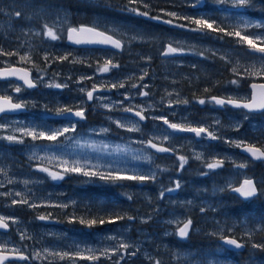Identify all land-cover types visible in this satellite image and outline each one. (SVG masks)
<instances>
[{"label":"rangeland","instance_id":"374dc122","mask_svg":"<svg viewBox=\"0 0 264 264\" xmlns=\"http://www.w3.org/2000/svg\"><path fill=\"white\" fill-rule=\"evenodd\" d=\"M262 1L264 0H256L257 7L247 13L243 10L232 8L230 5H208L202 10L206 11L208 15H218L225 18V23L228 24L234 23L233 17L239 14H246L252 18L264 20V11H262L264 4ZM49 5L51 7H48ZM151 5L152 15L161 14V9L176 11L182 14H192L197 11L183 6L182 0H151ZM122 7L114 10L119 13L118 15L96 14L92 12L88 16V21L92 24L99 22L108 29L116 28L118 33L125 34L123 39L126 43L123 51L115 52L102 48H75L62 43L61 39L50 41L42 35L38 36L35 34L41 30L43 23H48L50 26L55 25L57 29H66L70 24L71 18L74 16L82 18L84 13L78 11L72 12L58 4L38 2L35 4L32 0H0V46L5 51L18 50L21 55L31 51V63H33V59L36 57L37 62H41L37 64L41 70H46L54 62H65V64L71 65V68H66L64 77L59 72L44 74V84H47L50 80H55L67 83L68 87L63 89L47 88L42 84V89L38 90L46 98L47 96L51 98L55 108L63 105L73 106L84 100V94L79 92L80 87L90 89L94 83H115L118 80H125L131 76L133 79L126 83L125 88L113 89L110 92L97 93V95L108 96L113 101H119L123 99L121 93L126 91L130 94L137 93V89L130 88L131 83L146 84L148 87L141 90L148 91L150 93L149 97H142L136 94L134 99L124 101L125 107L130 104L147 107V104L151 103L153 104V108L148 110L147 115L151 117L167 116L175 113L174 116H178L176 118L177 121H175L176 123L182 122L186 118L188 121L193 122L194 126H199L197 122L201 121L206 122L207 125H213V121L218 119L221 125L215 130L224 139L244 140L246 143L264 146V115L260 113L248 114L249 118L245 120L244 116L246 113L242 109L219 108L214 104H199V110L197 109L196 111L199 116L198 118H193L191 116L193 107H189L190 103L173 104L171 108L167 106L169 99L183 100L186 99L185 93L191 94L194 92L189 85L197 82L201 83L202 87L207 86L209 83L217 85V81H219L217 76L219 74H224L225 70L231 73L230 66L226 65L225 61L219 59L220 55L226 53L232 61L239 59L243 64L249 62V59L243 55V50L235 44L232 38L225 37L221 40L217 38L215 33L200 34L186 31L180 27H173L157 20H150L136 16L130 12L121 11ZM41 8L46 9L47 15H34L35 13H39ZM15 11L23 12L25 18L17 20ZM65 11L69 13L67 23L63 22ZM163 18L169 19L167 16ZM34 19H37V26ZM183 22L185 23V21ZM176 23L180 24L178 21ZM249 31L264 30L250 29ZM137 33L143 34L145 40H135L129 43L130 38ZM58 34L65 36V32H58ZM117 38H120V36L118 35ZM169 41L183 42L188 46H193L194 51L173 58H162L160 57V53L163 50L164 44ZM144 45H147V47H143ZM45 52L50 57L47 62L43 59ZM198 52H204L205 56L201 57L197 54ZM213 52L217 53L215 57L212 55ZM64 55H68L69 59L63 61L56 59V57ZM148 56L151 57L150 61L144 59V57ZM111 57H114V63H118L120 67L113 69L107 74L96 73L98 58L99 63L102 64L103 58ZM11 58L17 60L19 63L28 64V62H20L16 55L11 56ZM76 58H79L83 62L74 63L73 60ZM9 60L12 59H2L0 60V64L9 63ZM144 70L149 75L143 81H139V76ZM81 76H92L93 79H86L78 84L77 81ZM250 81L252 80H248V82ZM256 81L262 80L257 79ZM178 83L179 86L177 85ZM172 84L174 85L172 86ZM224 85L226 87L222 89L220 95L227 96L234 93L235 87H228L229 85L227 84ZM166 91L172 93V95L167 96ZM248 91V85L246 88L240 89L241 94ZM177 93H179V96H177ZM97 104L98 102L95 100L90 103L85 102L84 106L91 112L92 118L91 120H86V123H77V133L74 135L81 141L95 140L98 145L101 142L108 143L110 147L107 151H97L87 146L80 147L73 142L61 143L58 146L52 145L46 149L41 146L36 151L40 155L55 153L69 160H84L87 158L91 159L93 163H100L102 165L112 164L118 168L132 169L142 167L147 169L148 165L144 162L132 160L128 153L115 151L116 146L127 147L130 151L139 150L143 145L136 143V141L141 139L146 140L151 136L161 135L165 132L170 133L171 131L161 126V122L158 120L152 122L151 125L141 122L142 133L118 129L115 124H111L106 119L107 115H111L114 119L122 116L128 117L131 120L137 119L133 118L129 113L121 111L109 113L107 110L98 107ZM37 123H39L38 119ZM66 123L67 121L58 123L47 122L48 126L52 128L61 127ZM237 123L242 125L239 132L233 130ZM100 127H110L111 132L107 135H97L92 132L93 129H99ZM210 130L212 129L210 128ZM2 135L4 134L1 133ZM172 142L179 150L180 155H187L189 157L188 162L193 160L200 163L193 166L187 162L184 169L178 171V162L174 155L156 153L153 149H147L155 158L154 166H171V169L176 172L174 176L168 175L167 178L173 181L179 180L182 185L179 190L166 193L162 200L159 198V193L164 188L146 189V187H142L143 183L136 181L122 182L124 185H127L128 182L131 183L130 185L128 184V194L132 195L131 200L127 199L126 196L122 197L121 194H118L120 191L113 193V195L117 194L115 197L106 198L89 189L90 186L104 183L97 179H88L83 176L69 174L67 178H70L72 185H66L63 180L53 181L45 173L36 171L34 165L31 167L16 165L10 150L1 148L0 167H4L8 171V176L5 177L3 174H0V184H3V187H0V193L19 191L28 194L31 203H67L69 207L66 209L46 206L36 208L37 217L42 214H52V219L55 220L54 224H50L36 219L35 216L28 217L15 213L14 210H25V213L30 210H36L26 205L11 206V199H19L18 197L0 196V215L15 217L19 221L17 224H12L14 226V234L17 237L14 238V234L0 232V243L11 240L13 243L9 247L21 246L26 249V253L44 248L68 250L74 245H79L81 248L85 246L103 248L110 243L104 240L105 236L123 233L126 241L134 244L139 249V252L136 256H126L125 260L121 261V264H152V261L156 259L161 260L162 264H201L205 258L211 261L212 264H216L217 261H219V264H236L230 258L224 259V257L230 255L218 243V235H212L214 232L219 234L220 230L229 233L227 230L231 229V232H237L238 235L244 237L242 241L247 243L246 246H248L244 254L246 257H252L255 248H252L251 244L257 243L259 239L262 240L264 237V232L262 235L260 231L264 227V215L255 217L253 224H250L245 216L238 218L225 217L219 213V209L223 206L220 201H222L223 194L229 191L227 188L229 182L234 183L237 180H241L244 178V174L261 182H264V177L253 176L250 172L253 169L252 161L247 156L239 153L236 147L224 143L223 139H196L192 133H176ZM37 144L40 145L41 142H37ZM43 144H47V142ZM165 146H168L167 142H165ZM31 151L32 148L26 151L27 157H29ZM194 151L204 153L205 161L210 160L213 156L218 158L231 157L237 163L247 162L248 167L246 169H236L230 161H226L229 163H225L222 169L209 172L205 168L204 162L196 160L192 156ZM34 163L36 164L38 161H34ZM54 163L47 166L53 167ZM168 167L166 173L171 172ZM198 167L199 174H196ZM156 171L158 178V175H160L159 169H156ZM205 172L208 174L203 175L202 173ZM181 177H183L184 181ZM9 179L13 180L12 184L8 183ZM24 180H29L30 183L25 186L23 184ZM183 182H185L184 185ZM258 185L259 187H264V183ZM173 186L174 183H167L165 188ZM221 189L223 190L221 191ZM254 200L256 202H264V194L251 199V204ZM188 201H191V204H188ZM195 207L198 210H195ZM201 207L205 208V212H200ZM79 208H82L84 213H88L90 215L89 218L91 216H104L113 213H127L130 216L136 217V219L134 221L122 220L114 225L105 224L103 226L87 228L58 221L53 214V211L56 213L64 211L76 213ZM257 209L256 205L254 209H251L254 212L250 215L252 218L258 214L255 213ZM194 211L198 212L199 216L197 218H199V224L193 225L190 234L197 235L198 233L200 235L204 233L205 236L217 237V241L214 240L216 243L214 252H218L216 257L211 254L212 250L196 253V251L177 247L175 244L176 239L174 237L179 239L178 235H176V230L180 225L176 223L170 224L168 221H184L189 217L194 220L195 217L193 215L196 213ZM149 214L153 218L147 223H142L141 218ZM249 231L253 232L251 238L244 235L245 232ZM21 232H26L32 239H29L31 241L28 248L27 244L26 247H23L25 245H22L23 241H20ZM162 238L170 239L168 242L163 243ZM182 240L179 239V242ZM221 253H224L225 256L218 255ZM114 259H119V257H114ZM18 264H49V261L30 259ZM53 264H67V262L59 261L53 262ZM77 264H92V262L80 260ZM97 264H112V261L102 258ZM252 264H259V262L253 261Z\"/></svg>","mask_w":264,"mask_h":264},{"label":"snow or ice","instance_id":"6c2138e0","mask_svg":"<svg viewBox=\"0 0 264 264\" xmlns=\"http://www.w3.org/2000/svg\"><path fill=\"white\" fill-rule=\"evenodd\" d=\"M183 6L191 8L195 11L192 14H182L176 11H166L161 9V14L152 15L151 14V0H127V4L121 8V11L130 12L136 16H141L150 20H157L162 23H166L173 27H180L186 31L196 32L200 34H212L215 33L218 39L223 40L225 37H230L234 40L235 44L240 46L243 50V55L249 59L247 64L241 63L239 59L232 61L230 60L228 54H223L219 56V59L225 61V64L230 66V71L233 74V79L228 81L229 85L235 86L234 93L227 96H208L200 97L196 100L200 105L214 104L219 108H236L245 110L244 119L249 118L248 114L260 113L264 115V82L257 83V79L264 81V31H249L250 29H261L264 30V20L252 18L246 14H239L233 17L234 23H225V18L218 15H208L206 11H203L208 5H230L232 8L237 10H243L245 13L255 9L257 7L256 0H182ZM139 5V6H136ZM99 7H110L109 0H99ZM35 7V5H33ZM48 7H51L49 5ZM143 9V10H142ZM264 11V9H262ZM34 15H47L45 8H41L39 13ZM167 16L169 19H164ZM15 17L17 20H23L25 14L21 11H15ZM69 19V13L64 12L63 22L67 23ZM177 20L185 21V23L177 24ZM103 28V30H101ZM58 32H66L67 40L76 45H101L117 51H123L125 47V40L123 36L125 34L118 33L116 28L108 29L106 26L100 24L99 22L92 25L80 24L79 26H68L66 29H57L55 25L50 26L48 23H43L41 30L36 32V35H42L50 41H56L62 38L61 34ZM120 38H117V36ZM141 40L144 41L145 37L143 34L137 33L130 38V41ZM194 51L193 46H188L183 42L179 41H169L164 47L161 53L164 57H176L186 54L187 52ZM201 57L205 56L204 52H198ZM13 55L18 56L20 62H32L31 51L25 52L23 55L20 54L18 50L16 51H5L2 46H0V57H11ZM213 57L217 55L216 52L212 53ZM44 61L47 62L50 57L47 52H45ZM57 60L63 61L69 59L68 55L56 57ZM146 61H150L151 57H144ZM76 62H83L79 58L73 60ZM7 64V62H5ZM91 66V65H89ZM35 68L36 65L33 64ZM118 63H114V57L103 58V63H99L96 68V73L107 74L113 69L119 68ZM195 67V65H193ZM37 77L33 79L30 70L23 67L15 66H5L0 68V79L10 80V78H15L22 83H18L14 88L9 87L11 91L20 94L26 89L37 88L40 84H44V75L40 74L41 69L36 68ZM149 73L144 70L139 76V81H143ZM70 79V78H69ZM93 79L92 76H81L77 81L78 84L82 83L84 80ZM133 77L129 76L125 80H118L115 83L109 84H96L94 83L90 89L84 87L79 88V92L84 94L85 99L81 100L79 103L68 106L63 105L50 110L47 106H44L45 112H51L52 117H60L67 121L61 127L52 128L49 127L47 121L42 119L39 123L35 121L25 124L23 121L16 122H2L0 123V130L4 131V135L0 136V140H5L9 144H19L24 145L26 140L32 141V151L29 155V160L38 161L34 165L35 170L45 173L48 178L53 181H60L65 179V176L69 174H75L78 176H83L88 179H97L106 184H113L122 186L124 181H136L144 183L147 181H155L157 179V171L167 172V168H160L158 165L154 166V156L147 151V149H153L156 153H169L175 156L178 162V171H182L188 162L189 157L187 155H180L179 150L173 144L174 134L176 133H192L196 138L208 139V140H221L232 147L240 148L245 153L249 154L252 160H264V146H257L255 143H246L244 140H229L224 139L215 130L221 125V122L217 119L213 121V125H207L206 122H197L199 126H194V123L188 121L186 118L179 123L171 122L166 115L152 116L146 115L149 109L153 108V104L148 103L147 107L143 105L130 104L129 106H124V101L134 99V96L138 94L142 97H149L150 93L141 89H146L148 86L146 84L131 83L130 88L137 89V93L130 94L129 92L121 93L123 99L119 101H113L108 96L97 95L101 92H110L113 89H121L126 87V83L131 81ZM252 80L249 84V91L241 94L240 89L243 81ZM47 88L63 89L68 87L67 83H61L55 80H50L47 84H44ZM204 91L207 93L209 89L205 88ZM0 119L3 118V114L7 113H17L24 112L30 107H36L35 102L27 101L22 99L19 95L15 98L13 95L6 94V89H0ZM167 96H171L172 93L166 91ZM179 96V93H177ZM163 99V97H162ZM97 101V106L107 110L111 113L114 111H121L123 113H130L137 120H131L128 117H120L114 119L111 115H107L106 119L111 123L115 124L118 129H123L127 132H137L142 133L141 122L146 121L151 118L152 120L161 121L167 129L171 130L170 133L165 132L161 135L151 136L146 140H139L136 143L143 145L139 150H129L127 147H122L117 145L115 151L125 152L131 156L132 160L142 161L148 165V168L136 167L132 169L128 168H118L114 167L112 164L102 165L100 163H93L91 159H64L55 153L45 155H40L36 149L38 147L48 148L52 145H60L61 143L73 142L75 145L80 147H90L96 149L97 151H107L110 145L108 143L101 142L97 144L95 140H84L81 141L77 139L74 134L77 133V123L81 120H86V108L85 102ZM189 104L188 99H169L167 101V106L171 108L173 104ZM175 115V113H173ZM51 118V117H49ZM241 124L237 123L234 127V131L239 132ZM210 128L212 130H210ZM92 132L97 135H107L111 132L110 127H100L99 129H93ZM11 133V134H9ZM63 138V139H62ZM37 142H41L40 145ZM47 142V144H43ZM167 142L168 146H165ZM192 156L196 160L204 162L205 168L209 172H214L217 169H222L226 161H230L232 166L236 169H246L248 167L247 162L237 163L231 157L218 158L213 156L210 160H204V153L193 152ZM53 167L47 166L52 165ZM131 173V174H130ZM0 174L5 177L8 176V171L4 167H0ZM207 175L208 173H202ZM239 175V173H238ZM9 184L13 183V180H8ZM30 183L29 180H24L23 184L27 186ZM173 187H166L159 193V198L162 200L166 193H172L181 188V182L176 180L173 182ZM264 182L254 180L253 178L247 177L244 174L242 180H237L234 183L229 182L227 184L228 190L236 193L239 197L248 200L264 194V187H259L258 184ZM3 187V184H0ZM223 189H221L222 191ZM127 199L131 200L132 195L125 193ZM0 196L5 197H18L19 199L12 198L11 206L15 205H26L29 208L36 209L42 206L46 207H56V208H68L67 203L64 204H37L31 203L29 195L22 192H2ZM74 203V202H73ZM191 204V201H188ZM200 212H205V208L201 207ZM52 218V214L48 213L46 215L42 214L36 217V219L41 221H47ZM153 217L149 214L146 217L141 218L142 223H147ZM136 217L130 216L127 213L119 214L113 213L104 216H91V218L77 217L75 215L68 218V223H79L87 228H93L96 226H103L105 224L114 225L122 220L134 221ZM11 224L19 223L18 219L15 217H9L0 215V229L7 230ZM168 223H176L180 226L176 230V235L181 239H187L193 228V220L189 217L184 221L170 220ZM231 232V229L227 230ZM264 232V227L260 229ZM212 235H218L219 239L225 245L233 246L235 249H243L246 247V243L242 242L238 237L234 235H228L224 230H220L218 233H212ZM246 237L251 238L253 232H245ZM26 239H31L26 232L20 233V241ZM105 241L110 242L108 246L103 248L85 246L81 248L79 245H74L68 250H51L49 248H44L42 250H36L31 253H25L21 246L9 247L13 242L11 240H6L0 243V264H12L14 261H28L32 260H45L49 261V264L53 262L65 261L67 264H77L80 260H86L92 262V264H97L102 258L112 261V264H121V261L125 260L126 256H136L139 249L135 247L134 244L127 242L123 233H116L113 235H108L104 237ZM23 247H26L23 246ZM252 248L264 250V242L252 243ZM114 257H119V259H114ZM152 264H162V261L156 259L152 261ZM201 264H212L211 261L206 258L201 262ZM219 264V261L216 262Z\"/></svg>","mask_w":264,"mask_h":264},{"label":"trees","instance_id":"16d2710c","mask_svg":"<svg viewBox=\"0 0 264 264\" xmlns=\"http://www.w3.org/2000/svg\"><path fill=\"white\" fill-rule=\"evenodd\" d=\"M52 1L54 3L56 2L60 5H65V6L69 7L74 12L78 11L80 13H84V16L82 18H79L78 16H74L73 24L78 25L81 23L88 24V16L92 12L102 13L105 11H108V12L111 11L113 8H115L117 6L116 4L119 0H109V4L111 6L105 7V8L98 6L99 0H96L95 1L96 3H90L89 2L83 6H81L77 0H52ZM120 1L124 2L125 0H120ZM262 2L264 3V1H262ZM146 47H147V45H146ZM6 58L12 59V60H9L11 62H13L15 60L11 57H6ZM6 58L1 57L0 60L6 59ZM16 63H18V62H16ZM37 64H38V62H37ZM52 65L59 66V65H65V64H59V63L54 62ZM62 67H64V66H62ZM217 77L219 80V81H217V83H218L217 85H215V84L211 85L209 83L207 86L202 87L203 85H201V83H199V88H198V84L194 83V84H191L189 86L193 91H195L196 89H199V98L200 97H208V96H212V95H220V92L222 91V89L226 87L224 84L229 85L228 81H230L234 77H233V74L228 73L227 70H225L224 74H219ZM203 82H204V80H203ZM248 83H249L248 80L243 81L241 88H246ZM228 87H235V86L229 85ZM205 88L209 89V91L207 93L204 91ZM252 163H253V169L251 171L248 169L247 170L250 171L253 174V176H255V177H257V176H263L264 177V163L253 162V161H252ZM194 165H196V164H194ZM128 184L130 185L131 183L128 182ZM128 184L127 185L122 184V186L111 184V186H109L110 184L103 183L102 186H95V187H91V188L94 189L97 193L100 192V195H104L106 198L115 197L117 194L113 195V193H117L119 191L120 192L118 194H121V196L123 197V196H125L124 195L125 193H128V190H129ZM142 187L149 188L150 186L147 185L146 182H144L142 184ZM221 199H222V201H220V203L223 205V208L226 210V211L225 210L223 211V213L221 214L222 216L224 215L225 217H237V218L240 216H245L246 219L249 220V223L253 224V219L255 217H257L258 215H262V214L264 215V202H260V201L256 202L254 200V202H252V204L250 203V205L247 206L246 205L247 203L236 200L232 196V194H230L229 192L226 193L225 195H223ZM255 205H256V208H258L255 213H258V214L257 215L253 214L254 216L252 218V216H250V215L254 212H252L251 209H254ZM194 209L198 210V208H196V207ZM244 209H246V210L244 211ZM241 211H243V212H241ZM194 212H196V211H194ZM228 212L230 214H228ZM53 214L55 215L56 219H58V221H61V222H67L68 218L73 216V215H75L77 217H85V218H89V216H90L88 213H84V210L82 208L81 209L79 208L76 213H70L68 211L56 213L53 211ZM191 214H192V212H191ZM197 216H199L198 212L194 213L193 217H195V219L193 220V225L199 224V222H198L199 218H197ZM68 224L77 225L80 227H85L83 225H80L79 223H68ZM226 234L234 235V236L238 237L239 239L244 240V237L238 235L237 232H229ZM258 234H259V232H258ZM262 235H263V232H262ZM169 239L162 238V242L163 243L168 242ZM174 239H176L175 244L177 247H182V248L187 249V250L196 251V253H198L199 251L205 252V251H209V250H212L213 253H215L214 249H215L216 243L214 242V240L217 241L216 240L217 237H213V236H209V235L205 236L204 233L199 235L197 233V235L196 234H190L187 239L182 240L181 242H179V239L177 237H174ZM261 242H264V237L262 238V240L259 239L257 243H261ZM230 254H231V257L233 258V260L235 261L236 264H252L253 261H258L259 264H264V250L255 249L252 257H246V255H244V254L240 255V254H237L235 252L234 253L230 252ZM221 256H222V254H221Z\"/></svg>","mask_w":264,"mask_h":264},{"label":"flooded vegetation","instance_id":"af4514ba","mask_svg":"<svg viewBox=\"0 0 264 264\" xmlns=\"http://www.w3.org/2000/svg\"><path fill=\"white\" fill-rule=\"evenodd\" d=\"M33 2H35V4H37V0H33ZM25 67L30 69L32 78L36 79V77L38 75L37 74V70H36L37 65H36L35 68L33 66H25ZM57 71H59V73H61V75H63V77H64V72H65L64 70H57ZM18 83H22V82L21 81H16V80L0 81V89H6L7 90L6 94L13 95L14 98L17 95H19L24 100L35 102V104L37 106L34 107V108L30 107L24 112L3 114V118L0 119V122L12 123V122H16V121H23L25 124H27V123L32 122V121H35L37 123V119L40 120V121L42 119H44V120H46L47 122H50V123L63 122V121H61L59 119H51L49 117H45L46 115H48L51 112H45L44 111V106H47V108L50 109V110H54L55 106H53V102H52V100H51V98L49 96H47V98H46L45 95H43L41 92H38V90L42 89V84H40L37 88L26 89V90L22 91L20 94H16V93L11 91V88H14ZM9 84H11V88L9 87ZM173 85L174 84H172V86ZM177 85L179 86V83ZM0 94H3V93H0ZM210 109H213V108H210ZM196 111L197 110H195V112L191 113V116L193 118H198V116H199V114ZM86 117H87V121L91 120V118H92L91 112L88 111V110L86 112ZM149 117H151V116L149 115ZM167 117H168V119L171 122L177 121L176 118H178L177 116L174 117L172 115H167ZM147 121H148L149 124H151L155 120H152L151 118H149V119H147ZM1 133L5 134L3 130H2V132H0V136H1ZM31 145H32V141H30V140H26L24 145L9 144L5 140H0V149L1 148H5V149L10 150L11 154L14 157L13 161L15 162V164L16 165H20L22 167H25V166L26 167H31V166L35 165L34 161L29 160V158L26 156V151L32 148ZM226 163H229V162H226ZM257 186L259 188V185H257ZM230 194H232V196L236 200H239V201H242L244 203H247L246 204L247 206H249L250 203H251V199L243 200V199L239 198L237 195H235L234 193L230 192ZM223 195H225V194H223ZM224 210H225L224 208H220L219 209V213L222 214ZM245 210L246 209H244V211ZM14 212L22 214L24 216L28 215V216L37 217V209L36 210H30V211H28L26 213H25V210H22V211L14 210ZM241 212H243V211H241ZM228 214H230V213L228 212ZM52 223H54V220H53ZM0 232H2V230H0ZM2 233L14 234V226L10 223L9 230L6 231V232H2ZM13 237L15 238V237H17V235L14 234ZM31 240H29V239L24 240L26 243L24 244V241H23L22 245H26L27 244V248H28ZM247 247L248 246H246V249H247ZM23 250L25 251V253L27 252L25 248H23ZM237 254H242V251L237 252ZM23 262H25V261H14V262H12V264H18V263H23Z\"/></svg>","mask_w":264,"mask_h":264},{"label":"water","instance_id":"95a60500","mask_svg":"<svg viewBox=\"0 0 264 264\" xmlns=\"http://www.w3.org/2000/svg\"><path fill=\"white\" fill-rule=\"evenodd\" d=\"M65 41H66V43H68V44H70V45H72V46H75V47H100V48H108V47H105V46H101V45H76V44H74V43H71V42H69L68 40H67V36H66V38H65ZM109 49H111V48H109ZM113 50H115V49H113ZM117 51V50H116ZM162 56V55H161ZM162 57H164V56H162ZM15 67H19V66H15ZM0 68H2V67H0ZM10 79H15V78H10ZM0 80H4V79H0ZM16 80V79H15ZM252 81H250L249 82V84L251 83ZM255 82H257V83H261V82H263V81H255ZM249 84H248V86H249ZM215 96H220V95H215ZM231 108V107H230ZM233 109H236V108H233ZM245 111V110H244ZM49 116H51V115H49ZM58 118H60V117H58ZM241 154H243V155H245V156H247L250 160H252L251 158H250V156H249V154H247V153H245L242 149H240V148H238L237 149ZM252 161H258V162H264V160H252ZM254 179V178H253ZM255 180V179H254ZM230 192H232V191H230ZM232 193H234V192H232ZM235 195H237L238 197H239V195L238 194H236V193H234ZM239 198H241V197H239ZM241 199H243V198H241ZM243 200H245V199H243ZM249 200V199H248ZM47 222H51V220L49 219V220H47ZM0 230H2V231H6V230H4V229H0ZM8 230V229H7ZM219 242L225 247V248H227V249H229V250H235V251H242L243 249H235L233 246H230V245H225V244H223V242L219 239Z\"/></svg>","mask_w":264,"mask_h":264},{"label":"bare ground","instance_id":"6f19581e","mask_svg":"<svg viewBox=\"0 0 264 264\" xmlns=\"http://www.w3.org/2000/svg\"><path fill=\"white\" fill-rule=\"evenodd\" d=\"M264 82V81H263ZM193 174V173H192Z\"/></svg>","mask_w":264,"mask_h":264}]
</instances>
